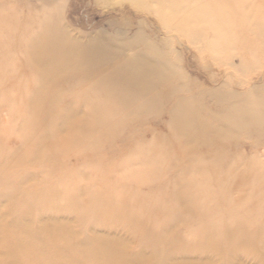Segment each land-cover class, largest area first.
Wrapping results in <instances>:
<instances>
[{
  "label": "rangeland",
  "instance_id": "1",
  "mask_svg": "<svg viewBox=\"0 0 264 264\" xmlns=\"http://www.w3.org/2000/svg\"><path fill=\"white\" fill-rule=\"evenodd\" d=\"M0 264H264V0H0Z\"/></svg>",
  "mask_w": 264,
  "mask_h": 264
},
{
  "label": "bare ground",
  "instance_id": "2",
  "mask_svg": "<svg viewBox=\"0 0 264 264\" xmlns=\"http://www.w3.org/2000/svg\"><path fill=\"white\" fill-rule=\"evenodd\" d=\"M193 11V10H192ZM191 13V12H190ZM193 13V12H192ZM192 13H191V15H192ZM200 14V13H199ZM190 15V16H191ZM209 15V14H208ZM209 18V17H208ZM193 19H194V17H193ZM194 22V21H193ZM217 23V22H216ZM214 25V24H213ZM218 25V24H217ZM217 28V27H216ZM221 28V27H220ZM218 30V29H217ZM55 45H56V43L53 41V43H52V47L51 48H54V52L55 53H57V48L55 47ZM50 49V48H49ZM97 53V52H96ZM104 54V53H103ZM61 62H57V63H54V60H53V63L51 64V66H53V67H55V68H57V67H60V64ZM97 65V62H96V60H95V56H83V57H81V58H79V60L76 62V64H71L70 65V67L69 68H80V69H82V70H89L90 68H91V66H96ZM67 68V66L65 67V69ZM42 70V69H41ZM67 70V69H66ZM67 72V71H66ZM79 72V71H78ZM136 72L138 73V72H141V71H139L138 69H136ZM64 73V72H63ZM85 73V72H84ZM134 77H136V76H134ZM132 78V77H131ZM133 79V78H132ZM138 80V79H137ZM150 86H152L151 84H149L147 87L149 88ZM143 93V92H142ZM39 97V96H38ZM91 100V99H90ZM41 104V103H40ZM142 107V106H141ZM85 110V109H84ZM183 112L181 111V112H179V113H177V115L175 116V121L177 122V123H179V122H181V123H184L185 122V119H186V115L185 116H183V115H181ZM25 116V115H24ZM24 118V117H23ZM97 120H98V117H95V120H93V121H95L96 123H97ZM194 119H192V120H190V123L191 124H193V125H195V122L193 121ZM39 122V121H38ZM187 123H189V121L187 122ZM63 126V125H62ZM35 133V132H34ZM160 154V152L159 153H157V155H159ZM182 154V153H181ZM180 154V155H181ZM183 155V154H182ZM160 156V155H159ZM160 161V160H159ZM247 216H249V214L247 213H243V215H242V219H243V221L244 222H246L247 220L245 219ZM246 224H247V222H246ZM203 229V228H202ZM205 235V234H204ZM208 238V237H207ZM233 241V240H232ZM231 241V242H232ZM14 242V241H13ZM19 242V244L21 243V240H19L18 241ZM234 242V241H233ZM201 245V244H200ZM18 247V246H17ZM28 248V247H27Z\"/></svg>",
  "mask_w": 264,
  "mask_h": 264
}]
</instances>
